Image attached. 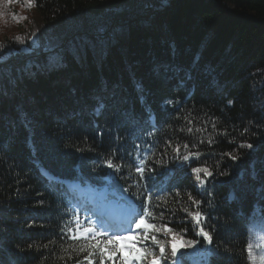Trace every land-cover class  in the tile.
<instances>
[{"label": "trees", "instance_id": "obj_1", "mask_svg": "<svg viewBox=\"0 0 264 264\" xmlns=\"http://www.w3.org/2000/svg\"><path fill=\"white\" fill-rule=\"evenodd\" d=\"M15 1L24 10L19 34L0 38V264H76L87 254L73 251L82 241L61 238L72 226L65 214L72 201L42 170L141 206L145 184H155L167 203L153 196L149 222L186 229L184 238L197 241L179 250L183 264L202 263L204 253L207 264H259L264 0ZM147 109L155 134L131 122L148 121ZM178 144L181 156L199 158L180 160ZM145 155L154 171L139 181L134 168ZM110 156L120 171L104 164ZM201 166L213 171L203 185L191 171ZM184 209L207 217L211 244ZM166 254L162 264H173L170 248Z\"/></svg>", "mask_w": 264, "mask_h": 264}, {"label": "snow or ice", "instance_id": "obj_2", "mask_svg": "<svg viewBox=\"0 0 264 264\" xmlns=\"http://www.w3.org/2000/svg\"><path fill=\"white\" fill-rule=\"evenodd\" d=\"M31 4L32 0H28ZM21 44L24 41L20 40L19 37L16 38ZM171 105L172 101H167ZM232 101H229L231 104ZM189 124L192 121H188ZM215 127V125H213ZM189 133L193 131L191 127L188 128ZM200 131V129H197ZM170 145V141L168 142ZM211 143V140H209ZM139 149V145L136 146ZM195 147V145H193ZM240 148L251 149L252 144H240ZM184 148L187 149L188 145L185 144ZM79 150V149H78ZM177 154V157L182 161H189L193 157L199 158L200 153L198 152H187L183 156L180 155V145H176L173 149ZM232 160H236L238 157L227 153ZM151 159L150 156L145 155L144 158L137 157V164L134 168L136 174H138L139 181H144L146 179L145 173H152L154 169L150 166L146 167V162ZM156 164H161V160L155 161ZM104 164L114 171H120L122 165L114 163L111 156L104 161ZM192 173L195 174L196 180L200 185L207 182L208 178L213 176V171L207 166L195 167L191 169ZM148 180L152 179L151 175L147 176ZM156 185L151 186L145 184L144 190L147 191V196L143 198V205H138L135 202L128 203L124 217L116 223L105 219L103 216L96 215L95 219L92 216H81L82 212H86L87 209L70 207L65 213L70 214L71 219L68 221L72 226L62 228L61 231L64 234L61 238H67L68 240L81 242L79 243L78 249H73L77 252L79 256L82 253H87L82 256V259H77L76 264H162L163 261L168 259L166 254V249L170 248L171 258H173V264H180V259L178 257V252L181 248L191 247L197 244L196 240H187L184 238V233L186 229L181 233H177L173 228L169 227L168 224H163L157 226L155 223L149 222L150 219L154 220L155 215L150 211V205L153 196L158 201L167 203L163 196L158 195L151 189H155ZM125 191H128L125 189ZM189 200L192 204L199 209L202 201L195 200L191 194H189ZM141 207L143 214H141ZM184 212L188 213L194 221L197 227L198 236L203 237V240L211 244L212 235L209 231L205 230L204 221L207 217L204 216L202 211L189 212L188 209H184ZM163 216V212H161ZM137 217H139L137 219ZM134 221V223H133ZM166 235V243L158 239L160 233ZM150 241L153 247H148L145 243ZM31 247V245L29 246ZM46 247V246H45ZM158 248V252L155 250ZM251 252V248H249ZM71 253L68 254V259H72ZM63 259V257H61ZM264 261V257H261Z\"/></svg>", "mask_w": 264, "mask_h": 264}, {"label": "rangeland", "instance_id": "obj_3", "mask_svg": "<svg viewBox=\"0 0 264 264\" xmlns=\"http://www.w3.org/2000/svg\"><path fill=\"white\" fill-rule=\"evenodd\" d=\"M3 0H0V38L5 37L7 34H14L15 36H18L19 34V25L18 23L22 21V17H24V10L20 7L15 8V4L17 3L15 0H6L5 4L6 7L1 6V2ZM27 2L28 0H24ZM28 4V3H27ZM11 6V7H9ZM19 6V5H16ZM13 8L16 9V14L14 15L13 13ZM68 187L74 191V196L77 195H85L88 199L94 201L92 204V211L95 213L97 212L98 215L106 213L108 216H111V218L116 219V220H121L124 216V213H122L121 217L118 216L117 214V207L124 208L125 206L122 205L116 199L113 203H107L109 202V199L107 201H103V196H101L98 193H95L94 191L91 192L88 189V187H85L82 184H77L76 182L69 181L67 184ZM89 193V194H88ZM261 257H264V253L258 257L259 264H264V261L261 260Z\"/></svg>", "mask_w": 264, "mask_h": 264}, {"label": "bare ground", "instance_id": "obj_4", "mask_svg": "<svg viewBox=\"0 0 264 264\" xmlns=\"http://www.w3.org/2000/svg\"><path fill=\"white\" fill-rule=\"evenodd\" d=\"M92 190H93V191H95V189H94V188H93Z\"/></svg>", "mask_w": 264, "mask_h": 264}]
</instances>
